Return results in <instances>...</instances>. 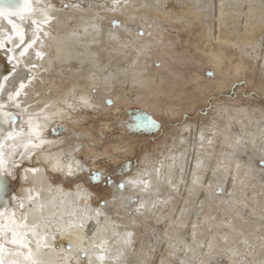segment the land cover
<instances>
[{
	"label": "bare ground",
	"instance_id": "obj_1",
	"mask_svg": "<svg viewBox=\"0 0 264 264\" xmlns=\"http://www.w3.org/2000/svg\"><path fill=\"white\" fill-rule=\"evenodd\" d=\"M53 1H67L70 7L66 10L57 9ZM74 1L44 0L45 3L54 5L51 14L56 17L44 26L49 35L45 37L41 33L36 44L20 56V51L32 36V29L28 27L26 19L23 24L25 44L13 48L24 69H27L9 92H14L21 83L24 84V88L20 90L21 95L17 97L23 115L19 126L23 128L31 117V122L41 126L40 135L45 141L48 140L45 138V126L55 121L54 117L58 113L64 120L66 112L71 113L77 107H87L89 102L92 108L101 109L103 122H115L113 131L118 134L123 130L118 123L131 113V106L141 104V110L151 112L152 116L164 108L167 98L173 97L171 92L180 90L176 87L181 82L186 83L180 76L165 68V62L160 67H155L154 61L159 56L150 58L149 52L143 51L144 48L148 50L145 41L151 42L153 47H149L153 52L154 47L171 46L178 38L173 39L168 35L161 19L172 22L180 30L181 26L182 29L201 26L202 32L195 35L193 41L197 50L202 52L200 56L203 64L215 72L217 88L236 78L251 81L252 71L256 69L264 76V0H172L179 7L178 11L167 7L170 0H130L117 15V19L124 25V28L115 30L114 35L119 37L118 40L112 38V27L107 28L105 25L106 19L108 22L112 16L109 11L112 0L91 2L90 10L87 11L83 10L82 1ZM73 4H78L79 8L71 7ZM149 16H156V21ZM4 23L7 28H11L6 21ZM140 23L154 40H149V35H136V28ZM0 35L6 36L7 33L0 32ZM167 35L171 38L166 39ZM138 40L142 41L140 47L136 46ZM10 45L13 47L12 43ZM135 46L140 52L138 55L132 52ZM36 51L43 52V57H37ZM200 78L197 75L195 81ZM94 90L97 99L92 98ZM176 96L181 98L182 103L183 97L180 94ZM107 98L114 101L113 107L102 101ZM64 103L69 104L70 108L63 110ZM110 109L112 113L103 114V111ZM251 111L247 112L248 121H237L238 132H233L231 128V125L235 127L232 121L235 115L231 117L229 109L225 111V115H229L225 130L219 127V123L207 124L205 115L190 122L184 132L178 131L172 137L171 144L168 142L167 145L158 147L159 151L155 149L151 160L149 157L150 163L146 159L145 163L135 167L137 170L133 168L124 176L126 192L119 188V191H116L117 188L111 189L110 193L101 190L98 192L96 188L92 190L82 182L83 175L92 169L93 164L87 161V156H82L85 138L80 134L76 133L78 141L73 140V143L68 144L67 150L64 147L65 137L48 140L47 150L42 145L30 158L21 156L25 151L21 142L27 143L23 135L15 148L14 160L17 166L12 174L20 185L21 200L25 210H28L29 218L36 216L41 223L47 222V227L40 231L48 234L50 247L40 249L41 259L45 264H88L87 260H77L78 251H66L69 242L75 244L77 241L75 234H69L75 230L68 226L77 221L82 210L88 209L94 219L87 221L88 226L82 233L84 243L88 246L93 238L101 236L108 240L109 259L103 264H172L173 261L175 264H209V259L217 252L220 257H223V253L226 254L232 259V264H250L252 256H259L257 264H264V226L261 224L264 219H259L264 218V210L260 208L264 205V183L260 173L263 169L258 168L252 158L253 155L264 156V113L260 112V119ZM187 130L190 132L186 133ZM216 131H219L217 137ZM216 140L230 148L225 150L223 145L219 147ZM247 150H251V157L246 162L237 158V155ZM55 159L60 160L64 171L53 170ZM116 160L118 159L114 157L113 161ZM69 164L74 170L71 176L66 174ZM31 168H38L40 171L35 175L26 172V169ZM78 168L82 170L76 171ZM59 175L65 182H61ZM140 178L151 181L147 192L127 183ZM194 179L197 181L195 184ZM71 180H76V187L68 185ZM114 185L118 187V184ZM218 187L223 188V195L215 193ZM174 193L179 196L175 197ZM136 194L141 196L139 201L145 204V208L139 213L136 211L138 204L133 205L134 207L130 205L136 214L144 219L154 216L157 222L171 218L162 237L161 250L165 252L156 249L155 254L149 252L151 245L148 244V235L137 240L138 227L144 219L132 220L128 217L131 212L129 204ZM104 201H107V205L101 208ZM153 204L156 205L155 208L152 207ZM167 205H170L171 211L165 215L163 212ZM109 206L115 207L113 216L108 211ZM246 207H250L256 221L245 215L243 211ZM95 209L104 213L107 221L104 216L95 217L91 211ZM12 212H15L16 219L21 215V212L11 211L1 219L7 221ZM225 217L230 220L226 221ZM96 219L100 220L99 225L95 223ZM145 223L146 230L155 231L154 226ZM193 225L196 226L195 229ZM113 231L119 234L132 231L134 237L131 246L123 245L120 236L114 235ZM193 231L196 233L195 237L192 235ZM52 236L55 239H51ZM259 237H262L261 241ZM138 242L140 244L136 251ZM89 252L91 255L93 249L89 248ZM92 260L93 264H99L95 255Z\"/></svg>",
	"mask_w": 264,
	"mask_h": 264
},
{
	"label": "rangeland",
	"instance_id": "obj_2",
	"mask_svg": "<svg viewBox=\"0 0 264 264\" xmlns=\"http://www.w3.org/2000/svg\"><path fill=\"white\" fill-rule=\"evenodd\" d=\"M80 1H82V3L84 4L82 8L85 11L90 10L91 2H96V1H98L99 3L102 2L101 0L100 1L80 0ZM74 2H76V0ZM53 4L57 5V9L61 8L66 10L69 9L70 7V6L67 8L64 7L65 4L70 5L69 2L67 1L64 2L53 1ZM166 5L168 8L171 7L172 9L177 11L179 9V7L173 4L172 0H170ZM105 12L107 11H104V13ZM110 12H111L110 14L112 15L110 17V20L108 19V22L110 23L107 22V19L105 22L107 28L112 27L113 20L119 21V19H117L118 18L117 15L119 14V11L118 12L110 11ZM155 14L158 15L157 12H155ZM151 17L150 18L152 20L156 21L155 18L156 16H151ZM161 22L163 23L166 30H168L167 31L168 35L173 37V39H176L178 37L175 43L172 44L171 46L163 45L157 48L154 47L152 52V48H150L153 47L151 45V42L145 41L144 44L147 43L148 50L144 48L143 51L145 53L149 52L148 57L150 58L155 56H157L158 58L159 56V58L154 61L155 67H160L162 65V62H165L166 64L165 68L177 74L178 77L180 76L181 80L185 81L186 84H183L181 82L179 86L176 87V89H180V90L178 91L174 90L171 92V95H173V97L167 98V102L164 105V108L158 111L159 113H157L156 115L153 114L152 116L151 112L143 111V109L141 110L142 108L141 104H136L137 107L131 106L130 107L131 113L127 117H125L124 121L118 123L123 127V130H121L120 134H118V132L113 131V127H116L115 122L110 120L106 123L103 122L104 116H102L100 113L101 109L99 107H97V109L92 108V105H90L91 102H89V106H87L88 108L86 106H82L83 109H81L82 107L80 108L75 107L76 109L71 110V113L66 112L67 117L64 120L60 117V114L58 113L54 117L55 121L51 122L49 126H45L47 128L45 131L46 133L45 138H47L50 141L53 139L55 140L58 138L65 137L64 147L66 150L68 149V144L73 143V140L75 142L78 141V139L75 138L76 133L80 134V136H83L85 138V140H83L85 144L84 146L85 149L83 147L82 156L83 158L87 156L85 158L89 163L93 164V166L89 172L87 171V173H85L86 176L83 175L81 180L87 187H90L92 190L96 188L98 192H100L101 190V191H108L110 193L111 189L117 188L116 191H119L118 187H116L114 184L109 185L104 182H100V183L91 182L89 179V174L92 172H101L106 177L111 176V179L117 182L115 184H118L121 180V175L119 171L121 169V166L126 165L130 162L131 170H132L135 167L138 168L139 165H142L146 161L150 163L151 162L150 160L152 159L151 155L155 153V149L156 151H159L158 149L161 148L163 145L164 146L167 145L168 142H170L171 144V142H173L172 137L178 131L184 132L187 124L193 121H197L203 115H205L206 119H208V121L206 122L207 124H210L212 122L219 123V127H223V130L226 129L225 126L226 118L229 117V115H231V117L235 115V119H232L233 123H235V127L231 125L233 132L239 131V127H237V121L239 122L248 121V115H247L248 111L252 112L251 110H253V114L254 115L256 114L255 116H258V118L262 119L260 117L261 116L260 112L264 113V76L262 75V73L258 71V69L252 71L253 80L251 81H248L244 78L242 79L236 78L231 81H228L225 85H223V87L217 88L215 86L216 75L214 79L209 78L207 73L212 70H210L209 68H207L205 64H203V58H201L200 56V54L202 55V52L197 50L195 46V42L193 41L194 40L193 37H196L195 35H198L199 33L202 32L201 26H196L192 28L190 27L185 29H182L181 26V30H180L178 26L172 25L171 24L172 22L171 23L164 22L163 19H161ZM130 26L133 25L131 24ZM141 30L145 31V28L140 23L136 28V32H139ZM194 31L197 32L194 33ZM168 35L165 37L166 39L171 38V37L168 38ZM149 37H148L149 40L155 39L153 37L150 38ZM136 42H135L136 46L140 47V43L142 41L138 40ZM136 46L133 47L132 49L134 55H138L140 53L139 50L137 49L138 47ZM197 75L201 76V78L198 81H195V77ZM233 85H239V86L234 88ZM93 93L94 95L92 98L97 99L98 96L95 95L96 91L94 90ZM177 94H180V96L183 97L182 99L184 100L182 101V103L180 102L181 98L176 96ZM209 97H212L211 103H209ZM79 98H80V94H79ZM74 100H76V98H74ZM79 100L81 103H84L82 102L83 100L81 99ZM108 100L110 99L107 98L102 101L106 103V101ZM111 106L113 107V105H110V107ZM68 108H70L69 104L66 103L62 104L63 110ZM227 109H229V115H225V111H227ZM88 111H90L91 113H86ZM109 113H112L111 109L108 111L106 110L105 112L103 111L104 115ZM149 117L154 118L161 125V127L159 129H156L151 127L140 126L147 123ZM221 119H225V121H221ZM107 124H109V127H107ZM189 132L190 130L186 131V133ZM215 134L217 137V135H219V131H216ZM48 140L46 141V143H49ZM101 140L102 142H100ZM219 142L220 141L216 140L215 143H219ZM46 143L43 144L44 150H47L46 148L48 144ZM130 144L132 145L130 146ZM219 145H220L219 147H221V145L223 144L219 143ZM223 147H225V150H228L230 148L227 147L226 144L223 145ZM250 151L251 150H247L246 152H241L239 155H237V158L243 162H246L251 157ZM114 157L118 159L116 160V162L113 161ZM261 157L262 156L260 155H253L252 158L255 161V164L258 166V168L263 169L260 173H261V179L263 180L264 183V168L260 167L259 165V161ZM137 168H135V170H137ZM127 175L128 172L124 176ZM124 176H123V180L125 178ZM59 179L62 180V177L60 176ZM61 182H65V180H62ZM75 183L76 180H71L68 185L74 188L76 187ZM219 188L221 187H218L216 189L218 190ZM167 190L168 189H165V191ZM217 190L215 191V193L219 195ZM174 196L178 197L179 194L174 193ZM134 197L137 200L141 198V196H139L138 194H136ZM211 203H213V201H211ZM250 203H255V202H250ZM130 205L133 206L135 205V203L129 204V208L131 209V212L128 214L130 215L128 217L132 220L134 218L144 219L143 216L136 214L134 210L132 211V208L134 206L130 207ZM254 205L256 204H253V206ZM260 208L263 211L264 205H262ZM108 211L113 216L115 207L109 206ZM169 211H171V207L170 205H167L163 213L166 215ZM243 212L251 220L256 221V219H253V217L256 218V216L251 214L250 207H246ZM172 214L174 216L175 211H173ZM259 219H264V218L261 217ZM225 220L229 221L230 219H228V217H225ZM169 221H171V218L169 217H167V221H160V222H157L154 216L144 219L138 227L139 233H137V240L140 241L144 235L146 236L148 235V242H149L148 244L151 245L149 246V252L155 254L156 253L154 251L155 249L161 250L163 248L162 237L164 236L163 234L166 230V227L168 226ZM143 223L147 225L149 224L150 226H154V229L156 228L155 231H150V229L146 230ZM261 224L264 226V221ZM226 226L227 225H225V227ZM261 239L262 237H259V241H261ZM139 244L140 242H138L135 246L136 251L138 250ZM162 252L165 251L163 250ZM217 255H219V252L213 254V257L209 259V264H232V259L226 256V254L223 253V257ZM259 261H260L259 256H252V261L250 264H257V262ZM151 262L153 261L151 260ZM173 262L174 263L172 264H175V261ZM176 264H179V262H177Z\"/></svg>",
	"mask_w": 264,
	"mask_h": 264
},
{
	"label": "snow or ice",
	"instance_id": "obj_3",
	"mask_svg": "<svg viewBox=\"0 0 264 264\" xmlns=\"http://www.w3.org/2000/svg\"><path fill=\"white\" fill-rule=\"evenodd\" d=\"M128 0H112V7L109 11H119L121 8L126 7ZM65 8L69 7V5L65 4ZM73 8H79L78 4L71 5ZM54 11V5L50 3H45L44 0H0V32H6L7 35H0V49H4L7 47L8 43L13 44V48H17L22 44H25L24 32L25 29L23 27V22L27 18L28 27L32 29V36L30 37L29 42L25 45V47L20 51L19 55L23 56L28 52L29 48H32L34 44H36L37 40L40 39L41 33L43 36L47 37L49 32L44 30V26L50 24L51 21L55 20L56 17L51 14ZM7 22V25H11V28H7L4 22ZM96 27V26H93ZM124 28V25L120 23L118 20L112 21V38L119 39L118 36L114 35L116 29ZM87 32V29H85ZM137 36L143 37L145 35H151L150 32H145L143 30L136 33ZM13 48L7 49L9 52H13ZM37 57L42 58L44 53L41 51L35 52ZM15 59V55L13 56ZM17 63L19 61L17 60ZM210 79L215 78V72L209 71L207 73ZM7 82V77L3 78V82H0V118H2V122L5 125H8V130L4 128H0V201L5 203V207L2 211H0V217H5L8 215L9 208L8 205L10 201L8 200V192H9V181L8 176L13 173V170L17 166V162L15 160L9 163V157L13 153L6 154L4 151V145L7 141L14 139L18 136L24 135L27 139V143L21 142L22 147L25 149L23 153H21L22 158H30L32 153L35 150L41 148V146L46 143L45 140L41 138L42 128L39 124H35L31 122V117H29V123H27L20 131L16 130V124L19 122V118L15 113H12L6 109L7 104H12L15 107H20V103L17 100V97L21 95V89L24 88V84L21 83L19 89L10 93L7 96V100L3 99L5 88L4 83ZM243 83V82H241ZM239 85H233V87H237ZM212 97H209V103H211ZM87 104V101L85 100ZM107 104L113 105L114 101L108 100ZM26 111V109H23ZM142 127H151L159 129L161 125L154 119L149 117L147 123L140 125ZM27 129V132H25ZM203 135L201 136V140H203ZM211 143V140L208 141ZM260 167L264 168V156L261 157L259 161ZM200 164H197L199 167ZM163 167V164L160 165ZM237 168H239V164H237ZM53 170L64 171V167L61 165L59 159H55L53 163ZM82 170V168L76 169V171ZM40 169L31 168L26 169V172H29L35 175ZM120 175L121 180L118 183V188L120 191H124L126 184L123 180V176L127 174V172L131 171V163L129 162L126 165L121 166ZM157 173H159V169H157ZM67 175L71 176L74 174V170L72 165H67ZM89 179L93 183L104 182L106 184H115L116 181L111 179V176H104L101 172H92L89 174ZM197 181L194 179L193 183L195 184ZM131 184L133 187L139 186L140 191L147 192L149 190V186L151 181L148 179H134L129 180L127 182ZM168 183L171 184V180L168 179ZM210 187V186H209ZM219 195L224 194L223 188H219ZM31 199V197H29ZM132 203L138 204L139 207L136 211L139 213L141 209L145 208V204L135 197L132 198ZM107 201H104L101 204V208L106 207ZM19 208L21 209V215L18 219L15 218V212H12L10 216H8L7 221L0 219V264H45L39 255L40 249L49 248L50 244L48 243L49 236L46 232L40 231L42 228L47 227V222L41 223L40 220L36 216H32L29 218L28 210H25L23 202L19 203ZM153 208L156 207L155 204L152 205ZM94 212L95 217L104 216L99 209L91 210ZM94 217L89 214V210H82L80 216L77 217V221L74 224L68 226L70 229H74V233H69L70 235L75 234L77 241L75 244L69 242L66 251L68 253H72L74 251H78L79 255L77 260H87L88 264H93L92 256L95 255L96 261L99 264H103V262L109 259L108 253V240L104 237L93 238L92 241L89 242L88 246H85L83 231L85 227H87V221L92 220ZM105 221H107V217L104 216ZM95 223L97 225L100 224V220L96 219ZM195 225H193V229H195ZM114 235L120 236V242L125 246H131L133 243L134 233L132 231H126L123 234L116 233L113 231ZM193 237H195L196 233L193 231ZM51 239H55V236H52ZM43 241V243L41 242ZM209 247H211L209 245ZM89 248L93 249L92 254L90 255ZM7 257V258H6ZM115 259H119V257H115ZM183 264V262H181Z\"/></svg>",
	"mask_w": 264,
	"mask_h": 264
},
{
	"label": "water",
	"instance_id": "obj_4",
	"mask_svg": "<svg viewBox=\"0 0 264 264\" xmlns=\"http://www.w3.org/2000/svg\"><path fill=\"white\" fill-rule=\"evenodd\" d=\"M25 20L23 24H25ZM9 48H13L11 47L10 43L7 44L6 48L0 49V82H3L4 77H7V82L4 83V88H5V92L3 96L4 100H7V96L9 92L11 91L12 86L15 83V81L19 77L23 76L25 72L27 71V69H24V66L19 56L15 54V50L13 49V52H9L7 50ZM14 55H15V59H13ZM17 60L19 61V63H17ZM6 109L12 113H15L19 118V122H21V117L23 115H21L22 111L21 109H19V107H15L12 104H7ZM19 122L16 124L17 131L21 130V125L19 126ZM0 128H4L8 130V125L3 124L2 118H0ZM22 139H23V135L7 141L4 145V151L6 154L13 153L9 157L10 164H11V161L14 160L15 148L19 145ZM8 181H9L8 200L10 201V204L8 205V208H9L8 214L11 211L21 212V209L18 206L19 203L22 202L21 193H20V185L17 184L16 177L13 174H10L8 176ZM124 191L125 192L127 191V187H125ZM4 207H5V203L3 201H0V211H2ZM1 218L2 217H0V219Z\"/></svg>",
	"mask_w": 264,
	"mask_h": 264
}]
</instances>
